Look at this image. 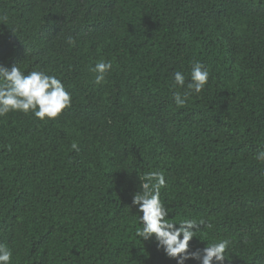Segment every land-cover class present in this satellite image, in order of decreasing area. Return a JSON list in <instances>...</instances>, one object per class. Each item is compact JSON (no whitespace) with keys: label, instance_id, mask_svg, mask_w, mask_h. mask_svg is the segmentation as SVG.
<instances>
[{"label":"trees","instance_id":"1","mask_svg":"<svg viewBox=\"0 0 264 264\" xmlns=\"http://www.w3.org/2000/svg\"><path fill=\"white\" fill-rule=\"evenodd\" d=\"M195 61L208 82L178 107ZM0 65L55 76L72 99L55 119L0 117L10 264H177L137 235L152 171L170 223L211 225L190 251L227 239L222 264H264V0H0Z\"/></svg>","mask_w":264,"mask_h":264},{"label":"clouds","instance_id":"2","mask_svg":"<svg viewBox=\"0 0 264 264\" xmlns=\"http://www.w3.org/2000/svg\"><path fill=\"white\" fill-rule=\"evenodd\" d=\"M68 42L73 43L71 38ZM111 68L110 62L97 63L93 68L97 73L96 83L102 82ZM208 78L207 67L199 61L193 62L187 88L183 93L173 94L177 106L182 107L189 95L199 94ZM173 80L174 86L185 88L186 77L183 72H174ZM71 102L70 93L57 77L41 71L25 74L18 66L9 70L0 65V117L12 111H22L25 114L31 111L40 120L55 119ZM256 159L264 162V151L258 152ZM138 177L140 190L132 199V204L138 206L137 212L142 225L137 229V235L144 241L154 238L168 257L176 259L177 264H186L190 259L199 260L200 264H222L230 241L225 239L208 245L202 251H190L189 243L195 236L194 232L201 226L204 228L211 225H205L203 221L197 223L194 219H184L178 224L170 223L169 212L160 198L161 188L166 184L165 176L159 171H152L143 174L138 172ZM11 257L9 248L0 244V264H10Z\"/></svg>","mask_w":264,"mask_h":264}]
</instances>
